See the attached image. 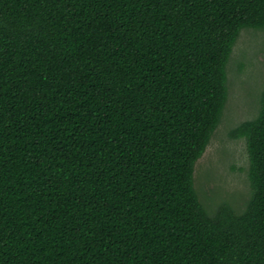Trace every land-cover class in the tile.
Listing matches in <instances>:
<instances>
[{
	"label": "trees",
	"instance_id": "obj_1",
	"mask_svg": "<svg viewBox=\"0 0 264 264\" xmlns=\"http://www.w3.org/2000/svg\"><path fill=\"white\" fill-rule=\"evenodd\" d=\"M264 0H0V264H264V92L250 199L194 170Z\"/></svg>",
	"mask_w": 264,
	"mask_h": 264
},
{
	"label": "rangeland",
	"instance_id": "obj_2",
	"mask_svg": "<svg viewBox=\"0 0 264 264\" xmlns=\"http://www.w3.org/2000/svg\"><path fill=\"white\" fill-rule=\"evenodd\" d=\"M226 74L222 116L194 170V188L209 214L226 203L240 214L250 199L245 141L230 138L229 132L259 113L264 92V27L240 31Z\"/></svg>",
	"mask_w": 264,
	"mask_h": 264
}]
</instances>
